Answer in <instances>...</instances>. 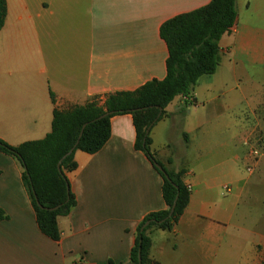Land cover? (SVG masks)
Here are the masks:
<instances>
[{
  "label": "crops",
  "instance_id": "obj_1",
  "mask_svg": "<svg viewBox=\"0 0 264 264\" xmlns=\"http://www.w3.org/2000/svg\"><path fill=\"white\" fill-rule=\"evenodd\" d=\"M211 1L5 0L0 140H43L55 110L165 79L161 26ZM236 8L216 72L198 81L189 103L171 102L150 132L155 159L185 171L191 187L178 225L149 231L153 262L264 260V0ZM135 141L133 116L117 115L99 152L75 151L77 168L65 175L76 206L58 218V242L39 229L23 166L0 151V264H130L140 224L167 208L163 178Z\"/></svg>",
  "mask_w": 264,
  "mask_h": 264
},
{
  "label": "trees",
  "instance_id": "obj_2",
  "mask_svg": "<svg viewBox=\"0 0 264 264\" xmlns=\"http://www.w3.org/2000/svg\"><path fill=\"white\" fill-rule=\"evenodd\" d=\"M237 0H212L207 6L189 13L180 14L166 21L160 28V36L168 47L167 76L153 80L134 92H118L109 95L101 103L91 100L85 106L70 111L55 110L52 131L43 140L11 147L0 140V151L15 157L23 166V181L34 207L41 232L60 241L62 237L58 218L67 216L76 206L65 172L74 171L77 164L75 151L88 154L99 152L111 137V119L117 115L131 114L136 130L135 148L144 152L153 165L160 164L151 152V129L165 115V109L177 97L187 102L198 81L203 76H212L219 66V42L232 30L238 19ZM6 17V2L0 0V30ZM111 113L99 119L105 113ZM76 149L61 164L58 163L76 145ZM161 165V164H160ZM162 166V165H161ZM157 169V167H156ZM157 171L163 178V198L167 208L151 213L140 224L135 246L131 251V263L160 264L149 258L152 240L149 231L153 228L172 231L179 223L187 206L191 192L184 183L185 171ZM177 199L175 211H170ZM58 210L49 209L57 206ZM0 211V219L2 218ZM150 222L141 231L143 226ZM110 264H114L110 262ZM261 264H264V260Z\"/></svg>",
  "mask_w": 264,
  "mask_h": 264
},
{
  "label": "water",
  "instance_id": "obj_3",
  "mask_svg": "<svg viewBox=\"0 0 264 264\" xmlns=\"http://www.w3.org/2000/svg\"><path fill=\"white\" fill-rule=\"evenodd\" d=\"M110 114H111V113L107 112V113H105L104 115H102L101 117H99V119H103V118L107 117V116L110 115ZM86 126H87V125H84V127H83V129H82V132H81V135H80V137H79V140L77 141V143H76V145L73 147V149H72L68 154H66V155L62 158V160L58 163V169H59V171H61V164H62L63 160L66 159V158H67L71 153H73V151L76 149L77 145L79 144L80 138H81V136H82V134H83V130L85 129ZM151 128H152V126L149 128L148 131H150ZM156 167H157V169H158L159 171L165 173L163 167H162L161 165H159L158 163L156 164ZM176 203H177V199L175 200V203H174V205H173V207H172V209H171V211H170V215H169V217L172 216V214L174 213V211H175V207H176ZM60 207H61V205H60V206H57V207H55V208H51V209H49V210H51V211H55V210H58ZM149 224H150V222H147V223L143 226V228L141 229V231H143V230L146 228V226H148ZM139 264H142V257H141V254L139 255Z\"/></svg>",
  "mask_w": 264,
  "mask_h": 264
},
{
  "label": "built area",
  "instance_id": "obj_4",
  "mask_svg": "<svg viewBox=\"0 0 264 264\" xmlns=\"http://www.w3.org/2000/svg\"><path fill=\"white\" fill-rule=\"evenodd\" d=\"M188 189H189V190H191V187H190V186H188Z\"/></svg>",
  "mask_w": 264,
  "mask_h": 264
}]
</instances>
